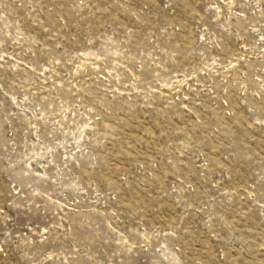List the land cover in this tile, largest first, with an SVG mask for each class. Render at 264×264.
Returning <instances> with one entry per match:
<instances>
[{
  "label": "rangeland",
  "instance_id": "1",
  "mask_svg": "<svg viewBox=\"0 0 264 264\" xmlns=\"http://www.w3.org/2000/svg\"><path fill=\"white\" fill-rule=\"evenodd\" d=\"M0 264H264V0H0Z\"/></svg>",
  "mask_w": 264,
  "mask_h": 264
}]
</instances>
